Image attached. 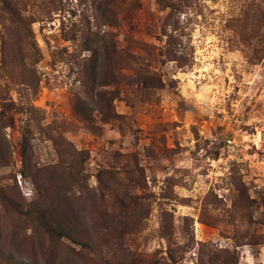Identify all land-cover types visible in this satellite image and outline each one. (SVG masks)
<instances>
[{
  "label": "rangeland",
  "instance_id": "rangeland-1",
  "mask_svg": "<svg viewBox=\"0 0 264 264\" xmlns=\"http://www.w3.org/2000/svg\"><path fill=\"white\" fill-rule=\"evenodd\" d=\"M0 0V264H264V0Z\"/></svg>",
  "mask_w": 264,
  "mask_h": 264
},
{
  "label": "trees",
  "instance_id": "trees-1",
  "mask_svg": "<svg viewBox=\"0 0 264 264\" xmlns=\"http://www.w3.org/2000/svg\"><path fill=\"white\" fill-rule=\"evenodd\" d=\"M159 3H163V0H158ZM165 7H170L172 11L178 9V4L175 1L169 0V2L164 4Z\"/></svg>",
  "mask_w": 264,
  "mask_h": 264
}]
</instances>
